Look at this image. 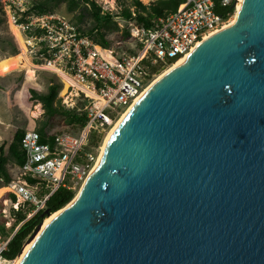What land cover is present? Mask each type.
<instances>
[{"label": "water", "instance_id": "1", "mask_svg": "<svg viewBox=\"0 0 264 264\" xmlns=\"http://www.w3.org/2000/svg\"><path fill=\"white\" fill-rule=\"evenodd\" d=\"M70 202L18 264H264V0L148 87Z\"/></svg>", "mask_w": 264, "mask_h": 264}, {"label": "built area", "instance_id": "2", "mask_svg": "<svg viewBox=\"0 0 264 264\" xmlns=\"http://www.w3.org/2000/svg\"><path fill=\"white\" fill-rule=\"evenodd\" d=\"M237 2L182 0L176 10L154 18L152 27L132 23L130 33L135 44L116 49L98 44L58 11L27 13L25 0H6L7 18L22 34L34 64L58 77L57 71H63L93 95L82 88L77 90L86 101L88 118L78 133L57 131L52 141H42L35 128H25L20 142L25 160L15 164L7 186L16 196L15 201L10 196L15 210L26 204L34 208L10 235L0 231V264H14L15 257L6 255L10 239L27 219L48 209L46 200L54 191L59 187L75 191L87 177L95 158L93 151L83 152L89 133L112 125L153 80L156 70L174 64L211 33L222 29L234 15ZM228 6L232 10H227ZM131 48L135 51H129ZM47 188V193L38 194ZM4 215L15 221L11 210Z\"/></svg>", "mask_w": 264, "mask_h": 264}, {"label": "trees", "instance_id": "3", "mask_svg": "<svg viewBox=\"0 0 264 264\" xmlns=\"http://www.w3.org/2000/svg\"><path fill=\"white\" fill-rule=\"evenodd\" d=\"M119 1L123 4V7L121 8V11L118 15L121 16V20L125 24V26L122 28V35L124 39L131 37L129 26L130 22H134L135 24L144 27H152L154 18L158 16H165L171 11L176 10L179 4L182 2V0H153L148 4H145L142 0H129L128 3H126V0ZM61 3L66 5V9L69 12L78 10L76 20L73 22L79 26V29L82 32L91 36L100 45L110 46V40L106 37V31L110 27L115 30L119 29L117 22L114 20V16L116 14H113L109 10H103L101 4H99L96 0H30L28 2L27 13L56 11V7ZM227 10L232 9L230 6H228ZM218 11L221 12L219 9ZM89 16L92 17L93 24L87 29L81 28L80 24L86 19V17ZM0 20L3 21L4 19L0 18ZM12 45L13 52L11 54H16L19 51V48H17V46L13 43ZM139 45L140 44H138V46ZM129 51L133 52L135 50L131 48ZM53 74L56 75L55 73ZM62 84L63 82L58 77V80H51L47 92L41 93L35 89H31V97L42 103L44 114L47 117L46 120L39 122L36 128V130L41 135L42 141L53 140V133L55 131H51L50 129V120L54 116H61L69 125L74 126L76 130L71 131L65 129L71 133H78V131L87 122L88 118L86 115V110L84 109L86 104L85 100L81 99L80 102L73 106H65L61 103L59 92L62 88ZM91 132L88 135L87 144L85 145L83 152L92 151L91 148H94V146H96L98 143L97 135L93 136L91 135ZM23 133L24 128H18L10 142L3 141L0 143V186L8 185V182L11 180V173L7 166L8 163L21 165L25 160L23 150L20 146ZM49 190L50 188H47L45 191L40 193L41 195H44ZM9 194L11 195L13 201H15V194L11 192H9ZM74 196V190L68 189L66 187H59L48 197L46 200V205L50 212L58 211L69 201H71ZM10 208L11 214L15 215L14 223L10 227L5 226V221L7 219L5 217L0 223L1 232L7 236L15 230L17 224L20 221L28 216V214L34 208V205L26 204L20 207L18 210H15L12 206ZM42 212L43 210L36 212L18 227L9 241L6 255L10 257L17 256L27 238L32 234L37 225L44 219L45 216H42Z\"/></svg>", "mask_w": 264, "mask_h": 264}, {"label": "rangeland", "instance_id": "4", "mask_svg": "<svg viewBox=\"0 0 264 264\" xmlns=\"http://www.w3.org/2000/svg\"><path fill=\"white\" fill-rule=\"evenodd\" d=\"M25 1L28 4L30 0ZM96 1L101 4L103 10H109L113 14H116L114 16V20L117 22L119 29L115 30L110 27L107 30L106 28V37L110 40V46L116 49H127L129 47H132L135 44L134 39L132 37L124 39L122 35V28L125 26V24L122 22L121 16L118 14L120 13L123 4L119 0H113L112 4H109L104 0ZM142 1L145 4H148V0ZM128 2L129 0H126V3ZM5 8L6 5L4 1L0 0V18L4 19L3 21L0 20V143H2L3 141L10 142L15 131L18 128H24V130L25 128L36 129L39 122L47 119L46 115L44 114L42 103L31 97V89H35L41 93L47 92L51 80H58V76L54 75L51 71L44 70L42 68H36L35 75L33 77H30L26 73V68L18 65L20 49L16 54H11L13 52L12 43L15 44L17 48L19 47L14 31L11 27V23L7 18ZM56 11L66 16V18L71 21L76 20V15L78 13V10L69 12L66 9V5L64 3L59 4L56 7ZM92 20V17H86V19L80 24L81 28H89L93 24ZM132 23L134 22L129 23L130 28ZM26 54L32 61V54H30L28 51ZM165 69L166 68L159 69L158 71L156 70V73L152 76V78L154 79ZM62 82V88L59 92L61 103L65 106H73L80 102L81 95H79L77 91L79 90V88H69V86L72 85L65 82L63 79ZM37 104L38 106H36ZM121 114L118 116L116 121L119 119ZM50 122L51 131L57 132L58 130L65 129L71 131L76 130L74 126L69 125L66 121H64L61 116H54L53 118H51ZM109 129L110 127H105L92 130L91 132V135H97L98 137L97 145L94 146V148H91L95 153L92 167L99 157L101 147L105 141V137ZM7 166L9 171L13 174L15 171V164L8 163ZM82 184L83 182L79 187H81ZM78 191L79 188L75 190V195ZM9 192L10 190H6L2 198L0 199V223L4 220L5 212L9 214L10 207L14 206L11 204V195L9 194ZM38 194L41 195V193ZM7 218L8 219L5 226L12 225L14 223L13 217Z\"/></svg>", "mask_w": 264, "mask_h": 264}, {"label": "bare ground", "instance_id": "5", "mask_svg": "<svg viewBox=\"0 0 264 264\" xmlns=\"http://www.w3.org/2000/svg\"><path fill=\"white\" fill-rule=\"evenodd\" d=\"M4 1V3H6V0H3ZM104 1H106L107 3H109V4H112L113 3V0H104ZM242 5H243V0H238V2H237V7H236V11H235V13H234V15L232 16V18L229 20V22L228 23H226L225 25H224V27L223 28H227V27H229V26H231V25H233V24H235L236 23V20H237V18H238V16H239V13H240V10H241V8H242ZM113 6V5H112ZM11 27H12V29H13V31H14V34H15V36H16V41H17V43H18V47H19V49H20V54H19V58H18V65L19 66H23V67H25L26 68V73H27V75L28 76H30V77H33L34 75H35V72H36V68H39V67H37L34 63H33V61H31L30 59H29V57L27 56V47H26V44H25V41H24V39H23V36H22V34L20 33V31L18 30V28L14 25V24H11ZM216 32H218V31H214L213 33H211L209 36H211V35H213V34H215ZM209 36H207L205 39H207ZM99 44V43H98ZM200 44V43H199ZM198 44V45H199ZM196 48V47H195ZM195 48L191 51V52H189L185 57H183L182 59H180V60H178V61H175L174 62V64H172V65H170V66H168L161 74H159V75H157L147 86H146V88L134 99V101H132L126 108H124L123 110H122V114H121V116L119 117V119L115 122V123H113L112 125H110V126H108V128L110 127V129H109V131H108V133H107V135H106V137H105V141H104V143H103V145H102V147H101V152H100V154H99V157L97 158V160H96V163L94 164V166L90 169V172L92 171V169L98 164V162H99V160H100V157H101V155H102V153H103V150H104V147H105V144H106V142H107V140L110 138V136H111V134L114 132V130H115V128L117 127V125H118V123L120 122V120L122 119V117L124 116V114L126 113V111L128 110V108L148 89V87L152 84V83H154L156 80H158L160 77H162L164 74H166L168 71H170L171 69H173L174 67H176V66H178V65H180L181 63H183V62H185L186 60H187V58L191 55V53L195 50ZM26 52V53H25ZM44 70H46V69H44ZM48 71H50L49 69H47ZM58 72V74H59V76L65 81V82H67V83H69L70 85H72L73 87H75V88H82V89H84L89 95H93V93L87 88V87H85V86H83V85H80L78 82H76L74 79H72L70 76H68L66 73H64L63 71H60V70H58L57 71ZM53 73H55V72H53ZM59 77V78H60ZM60 78V80L62 81V79ZM36 106H38V104L36 105ZM89 172V173H90ZM89 175V174H88ZM88 175H87V177H88ZM87 177L85 178V180L83 181V184L81 185V187H79V191L76 193V195L74 196V198L71 200V202L70 203H72V202H74L77 198H78V196H79V194H80V192H81V190H82V188H83V186H84V184H85V182H86V180H87ZM6 190H10L9 189V186H7V185H5V186H0V199L2 198V196H3V194L5 193V191ZM69 203V204H70ZM67 205V204H66ZM64 207V206H63ZM61 208L60 210H58V211H54V212H50V214H48L42 221H41V224L33 231V233H32V235H31V237H30V239L29 240H27V242L24 244V246L22 247V249H21V251L17 254V256L15 257V260H14V264H18V262L21 260V258L24 256V254L27 252V250L30 248V246L33 244V242L36 240V238L38 237V235L41 233V231L44 229V227L51 221V220H53L64 208ZM46 210V209H45ZM49 210V209H48Z\"/></svg>", "mask_w": 264, "mask_h": 264}]
</instances>
